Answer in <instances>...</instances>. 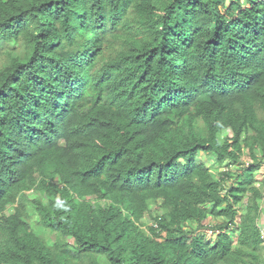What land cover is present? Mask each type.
Returning <instances> with one entry per match:
<instances>
[{
  "label": "trees",
  "instance_id": "16d2710c",
  "mask_svg": "<svg viewBox=\"0 0 264 264\" xmlns=\"http://www.w3.org/2000/svg\"><path fill=\"white\" fill-rule=\"evenodd\" d=\"M262 164L264 0H0V264H264Z\"/></svg>",
  "mask_w": 264,
  "mask_h": 264
},
{
  "label": "rangeland",
  "instance_id": "374dc122",
  "mask_svg": "<svg viewBox=\"0 0 264 264\" xmlns=\"http://www.w3.org/2000/svg\"><path fill=\"white\" fill-rule=\"evenodd\" d=\"M224 134H225V135H227V134H228V135H231V133H230L229 130H225V131H224ZM201 158L204 159V161H206L209 165L212 166L213 172L216 173V174H217L218 172L223 171V170L229 165V163H230V161L227 160V161H225L224 164L218 166L214 160L206 159L204 156H201ZM244 159H245V161H247V162H248V161H251V160L249 159L247 153L245 154ZM232 168L235 169L234 166H233ZM256 174L259 176L260 179H262V178L264 177V164L260 165V166L257 168ZM28 195H29L30 197L35 196V194H34L33 192H29ZM159 211H160V210H159ZM9 212H10V211H9ZM154 212H157V210L155 209ZM263 213H264V209H263ZM263 213H262V216H261V220L263 219ZM36 217H37V215H36ZM142 221L148 223V221H147L146 218H143ZM212 221H213V220H211L210 223H214V224H215V222H217V220H215V221H213V222H212ZM262 221H263V220H262ZM217 223H218V222H217ZM215 233H217L215 230L209 233V238H208V239L213 238V239H212L213 243H215V242H214V241H215V236L213 235V234H215ZM47 241H48V242H51V241H52V238H51V235H50V234H47Z\"/></svg>",
  "mask_w": 264,
  "mask_h": 264
},
{
  "label": "clouds",
  "instance_id": "9594fccd",
  "mask_svg": "<svg viewBox=\"0 0 264 264\" xmlns=\"http://www.w3.org/2000/svg\"><path fill=\"white\" fill-rule=\"evenodd\" d=\"M29 192H33L34 194H35V196H33V197H30L29 195V197L30 198H32V199H34V198H36V193L34 192V190H29V191H27L26 193L28 194ZM20 198H22L21 196H19L18 197V199H20ZM17 202V201H16ZM9 203V204H7L6 205V209H5V215H7V216H10V215H13L14 213H15V208H16V205H18V202L17 203ZM10 211V212H9ZM25 211V210H24ZM23 215H24V213H23Z\"/></svg>",
  "mask_w": 264,
  "mask_h": 264
},
{
  "label": "built area",
  "instance_id": "2783aa9c",
  "mask_svg": "<svg viewBox=\"0 0 264 264\" xmlns=\"http://www.w3.org/2000/svg\"><path fill=\"white\" fill-rule=\"evenodd\" d=\"M262 207H263V209H264V200L262 201ZM260 229H261V235H262V238L264 239V224H261Z\"/></svg>",
  "mask_w": 264,
  "mask_h": 264
},
{
  "label": "crops",
  "instance_id": "0c3cea01",
  "mask_svg": "<svg viewBox=\"0 0 264 264\" xmlns=\"http://www.w3.org/2000/svg\"><path fill=\"white\" fill-rule=\"evenodd\" d=\"M262 220H263L262 223L264 224V213H263V219Z\"/></svg>",
  "mask_w": 264,
  "mask_h": 264
}]
</instances>
